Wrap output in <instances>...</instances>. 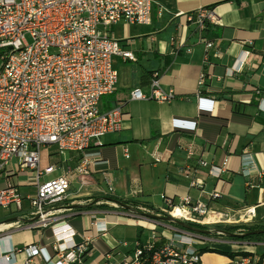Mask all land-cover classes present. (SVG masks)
<instances>
[{
    "label": "crops",
    "instance_id": "1",
    "mask_svg": "<svg viewBox=\"0 0 264 264\" xmlns=\"http://www.w3.org/2000/svg\"><path fill=\"white\" fill-rule=\"evenodd\" d=\"M152 2L150 26L121 21L107 30L124 50L133 53L135 60L113 58L117 84L114 94L102 100L101 109L121 105L122 128L84 152L90 163L89 185L63 205L64 217L75 231L74 241L90 239L84 264H109L105 257L109 252H130L133 242H147L153 236L143 226L148 227L150 222H124L123 217L106 210L108 207L93 203L106 196L107 180L113 188V198L133 202L137 209L160 208L166 200L178 203L189 196L193 201L208 203L210 210L234 216L253 208L255 216L240 225L264 224V0ZM202 7H211L219 24L199 32L187 16ZM207 42L213 44L211 49L205 48ZM244 52H249L245 58ZM237 60L240 70L235 68ZM201 74L204 84L199 87ZM154 78L161 88L174 91L175 98L170 103L129 99V92L136 88L148 93ZM189 148L195 154L192 162L201 157L219 165L227 157L228 173L218 178V170H214L213 178L201 169L200 176L205 181L202 192L190 188L188 180L178 172L189 164ZM153 153L164 161L154 164ZM70 155L74 161L70 162ZM62 156L68 158L60 164L52 158L53 165H62L60 169L40 182L58 177L66 169H75L82 154ZM11 177L21 185L22 197L35 192L31 173ZM3 185L4 180H0V187ZM72 187H76L75 181ZM22 188L27 191L25 194ZM215 190L220 198L208 202ZM28 209L25 199L22 211L0 208V260L11 259L2 264H24L26 255L14 250L29 245L40 249L41 258L35 260L38 264L54 258L49 229L23 228L30 220ZM94 221L105 225L106 234L98 235ZM209 239L215 240L211 248L249 253V264H264L263 240L222 241L215 235H209ZM120 242H127L128 246L118 245ZM237 258L204 253L201 264H235Z\"/></svg>",
    "mask_w": 264,
    "mask_h": 264
},
{
    "label": "built area",
    "instance_id": "2",
    "mask_svg": "<svg viewBox=\"0 0 264 264\" xmlns=\"http://www.w3.org/2000/svg\"><path fill=\"white\" fill-rule=\"evenodd\" d=\"M152 8V0H0V180H4L0 208L22 211L24 199L28 202L30 220L23 228L51 231L54 258L45 264H84L89 253L90 239L74 241L75 231L64 217L63 205L72 198L69 193L74 181L77 193L89 185L90 163L84 152L122 128L121 105L101 109L102 100L114 94L117 84L113 58L135 60L133 53L124 50L107 30L121 21L150 26ZM187 19L199 32L219 24L211 7L199 8ZM212 47V43H205L206 49ZM248 54L244 52V58ZM237 63L235 68L240 70ZM203 80L201 74L199 87ZM174 98V91L161 88L157 78L152 79L148 93L137 88L129 92L132 101L170 103ZM48 146L82 156L75 169L40 182L58 170L55 165L41 169V151ZM124 153L128 158L127 150ZM194 155L191 148L187 149L189 164L178 169L190 188L202 192L205 181L201 169L213 178L214 170H218V178L228 173L227 157L215 165L201 157L192 162ZM152 159L154 164L164 161L157 153ZM18 173H31L36 182L35 192L26 198L20 194L21 185L10 178ZM106 183V196L93 203L128 220L150 222L146 229L153 232L149 241L133 242L130 252H109L105 256L109 264H201L200 247L211 248L215 240L174 221L213 230L220 225L243 224L255 216L253 208L237 216L210 210L208 203L193 201L189 196L178 203L166 200L160 208L126 211L111 199L113 188L109 180ZM218 198L220 193L215 190L208 202ZM209 215H217V221L205 222ZM92 225L98 235L106 234L102 222ZM118 245L127 247L128 243ZM14 252L26 255L24 264H38L35 260L41 258L36 245ZM3 260L11 262L9 257ZM250 262V256L238 257L235 264Z\"/></svg>",
    "mask_w": 264,
    "mask_h": 264
},
{
    "label": "trees",
    "instance_id": "3",
    "mask_svg": "<svg viewBox=\"0 0 264 264\" xmlns=\"http://www.w3.org/2000/svg\"><path fill=\"white\" fill-rule=\"evenodd\" d=\"M114 202L122 203L124 205H127L129 207H132L135 211L137 210V204L130 202V201H125L122 199L118 198H111ZM152 208V207H148ZM123 209V208H122ZM195 228L198 229H205L204 227L201 226H194ZM255 231H264V224L263 225H258V226H246V225H234V226H218L215 227L214 230L209 234V235H216V233H221L222 237H228L232 241L236 242H260L264 240V234H254L253 232ZM224 235V236H223ZM201 255L204 253H216L220 255H224L230 259H234L235 257H247L250 254L245 253V252H237V253H231V252H225L220 249L216 248H203L200 250Z\"/></svg>",
    "mask_w": 264,
    "mask_h": 264
},
{
    "label": "rangeland",
    "instance_id": "4",
    "mask_svg": "<svg viewBox=\"0 0 264 264\" xmlns=\"http://www.w3.org/2000/svg\"><path fill=\"white\" fill-rule=\"evenodd\" d=\"M26 40H27V42L28 43H31V39L27 36L26 37ZM2 60H1V58H0V67L2 66ZM47 149L45 150V149H43L42 151H41V160H42V162H41V169H43V168H46V167H48V166H52L53 165V162L54 161H52V160H57V162L60 164V163H62V161H63V159L65 158V157H67L68 158V156H65V157H63L62 156V154H65V152H59L58 150H56V149H53L54 148V146H48V147H46ZM67 153V152H66ZM71 156V155H70ZM52 158H55V159H52ZM72 158V156L70 157V162L71 161H74V159L75 158H73V159H71ZM68 161V160H67ZM62 165H58V164H56L55 165V167L57 168V169H60L59 167H61ZM71 170V169H70ZM26 189H28V188H26ZM25 190V188H22L21 189V191H22V193H26L27 191H24ZM75 193H77L76 192V187H72V189H71V192L69 193V197H71V196H74L75 195ZM71 200V199H70ZM14 208V207H13ZM123 220H124V222H126L127 220H128V217H126V216H120ZM124 224H126V223H124ZM238 225H240V224H238ZM145 228H146V226L145 225H143ZM220 226H225V225H220ZM207 230V229H206ZM213 230H214V228H213ZM213 230H211V229H208V231H213ZM224 236V235H223ZM216 237H220L221 238V240L222 241H227L229 238L228 237H222V234H220V235H218V236H216ZM244 242H246V241H244ZM263 242H264V240H263ZM228 246H233V245H231V244H229ZM240 250H246V249H240Z\"/></svg>",
    "mask_w": 264,
    "mask_h": 264
},
{
    "label": "water",
    "instance_id": "5",
    "mask_svg": "<svg viewBox=\"0 0 264 264\" xmlns=\"http://www.w3.org/2000/svg\"><path fill=\"white\" fill-rule=\"evenodd\" d=\"M118 205L123 208L124 210H128V211H132V212H136L132 207H129L127 205H124L122 203H118ZM166 220H170V218H166ZM171 221V220H170ZM177 225H179L182 228L188 229V230H192L194 232H197L199 234H204V235H209L212 231H208L206 229H198L195 227H192L191 225L185 224L183 222H179V221H174ZM254 234H264V231H255L253 232Z\"/></svg>",
    "mask_w": 264,
    "mask_h": 264
},
{
    "label": "bare ground",
    "instance_id": "6",
    "mask_svg": "<svg viewBox=\"0 0 264 264\" xmlns=\"http://www.w3.org/2000/svg\"><path fill=\"white\" fill-rule=\"evenodd\" d=\"M176 215H179L178 213ZM244 220V218H243ZM217 221V215H209L208 217L205 218V222L211 223V222H216Z\"/></svg>",
    "mask_w": 264,
    "mask_h": 264
}]
</instances>
